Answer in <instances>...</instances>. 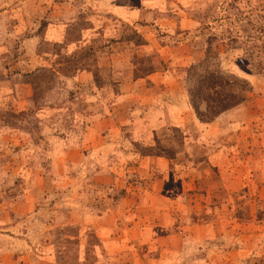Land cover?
I'll list each match as a JSON object with an SVG mask.
<instances>
[{
    "label": "rangeland",
    "instance_id": "obj_1",
    "mask_svg": "<svg viewBox=\"0 0 264 264\" xmlns=\"http://www.w3.org/2000/svg\"><path fill=\"white\" fill-rule=\"evenodd\" d=\"M116 1L138 8V18L122 20L104 0L97 13L89 12L95 0H0V253L14 251L21 264H30V247L22 239H30L26 190L31 183L24 169L57 173L65 133L73 131L71 139L84 143L85 126L76 128L73 119L90 114L94 95L101 143L111 126L127 127L129 109L142 103L144 119L155 129L133 135L132 145L173 161L162 190L178 208V222L188 221L197 239L190 264H264V0ZM204 58L250 85L246 100L216 122L210 136L187 118L166 124L175 115L173 106L161 95L163 87L147 78L164 71L176 79L177 95L186 93L178 68ZM135 78L139 84L131 83ZM103 101L112 113L101 107ZM123 136H114L120 146ZM91 141L90 136L85 143ZM204 159L207 163L194 167ZM103 165L70 169L81 171L85 180L84 203L99 209L106 208L109 195L126 194ZM186 173L193 178L189 185ZM47 184L39 195L49 190L47 201L58 209L63 181ZM58 185L62 193L55 191ZM38 217L53 220L31 228L32 237L41 240L32 247L35 254L54 255L52 264H80L75 262L78 228L63 226V214ZM82 230V262L109 264L92 230Z\"/></svg>",
    "mask_w": 264,
    "mask_h": 264
},
{
    "label": "crops",
    "instance_id": "obj_2",
    "mask_svg": "<svg viewBox=\"0 0 264 264\" xmlns=\"http://www.w3.org/2000/svg\"><path fill=\"white\" fill-rule=\"evenodd\" d=\"M104 4H106V8L110 9L112 14L118 15L124 21H129L136 14H139L138 8L120 4L117 1L115 2V0H104ZM102 5L101 0H95L93 5L91 3L92 10H89V12L97 13V10H100ZM140 17H142V14H140ZM135 18L137 19L138 17ZM64 20H67V17H63ZM136 25L137 27H141L140 23ZM182 65H186V63ZM159 73L158 77H155L157 75L151 72L147 75V78L154 86L163 87L161 95L166 94L165 97L170 102L169 104L173 106L172 110H174L175 115L170 114V117L164 120V122L167 124L169 121L170 124L175 125L179 124L182 118H187L197 126L204 136L214 134V124L225 118L224 116H226L225 114L228 111L217 116L212 122L204 123L198 121L193 109L189 105L187 94L182 92L180 95H177L178 91L173 87L176 84L174 82L176 79H172L164 71ZM135 79L131 83L139 84L141 79ZM88 82V84H92L90 81ZM119 85H124V83H119ZM94 100L96 99H94L93 95L90 100L92 101L90 104V114L73 119V125L76 128H83L85 126L83 130L85 132L84 143L71 139V135L74 134L73 131H67L65 136H63V159L60 157V160H63V166L62 164L59 165L57 173L51 175V171L46 169V167H41L40 170H38L37 166H34L33 169L31 167L24 169L26 176L29 177L28 182L30 180V185L33 184V187L29 185L26 190V209L29 212L27 219L29 232L27 233V237L30 239L26 241L25 238H22L30 247L29 263L49 264L51 261L52 264V261L54 262L55 260L54 255L51 254L50 256L48 253L37 256L32 248L36 244L38 245L41 240L40 236L32 237L31 228L36 225L46 227L52 224V218H46L45 221L39 219L38 216L45 214H53L55 216L63 214V226L69 225L78 228L79 239L75 255L76 263L85 264L82 262L85 257L83 256L85 255V252H83L84 243L80 239V236L83 234L82 229L92 230L98 243L105 248L109 264L192 263L191 257H195V253L192 252L191 244H194L197 239L195 235L189 233L190 225L188 221L187 223L178 222L174 216L175 214L178 215V208L170 200L171 195L165 193L164 189L162 190V185L167 183L169 162H173L172 159H167L158 154H142L134 150L135 148L132 145V141L135 140L132 137L133 135H147L150 132L153 134L155 129L154 126L149 127L147 121H145L148 119H144L146 113L140 108V104L142 103L138 102L139 105H134L133 108L129 109V124L127 127L116 124L111 126L108 129L107 136L101 143L98 140L101 134L96 129L98 127H95V125L99 124L100 115L97 111L96 114L94 112V108H97V102ZM101 107H104L106 110L107 107L104 101ZM107 110L109 111L110 108H107ZM110 113L112 112L109 111ZM171 118H173V121ZM84 120L85 122H83ZM120 133L124 135L122 147L119 140L114 138L116 134ZM87 134L89 135L86 136ZM90 136L92 137V141L86 144L85 141ZM204 161L207 163L208 160H199L194 164V167L204 163ZM209 161L211 162V159ZM82 164H98L99 167L100 164H105L103 166L109 167L114 174V176L112 174L110 176L114 179L115 183L113 184L117 186V182L120 181V188L124 189L122 193L126 194L121 196L109 195L107 197L109 202L106 208L99 209L93 204L86 205L84 203L86 194L83 185L85 180H83L81 171L75 170V174L70 171L71 168L81 166ZM61 167L64 168V171ZM0 170H2L1 166ZM128 173L133 174V181L128 180V178L126 179L129 176L126 175ZM2 175L3 173L0 171V176ZM184 176H186L188 185L190 182H193V178L188 173ZM186 179L182 178V181ZM48 181L58 184L63 181V204L58 209L56 208L57 203L53 204L51 201H47L49 197L46 193H51L49 190H46L44 195H39L43 187L45 189L48 187ZM60 186L58 185L55 189L56 192L58 191L57 193H62L60 192L62 191V187ZM15 197L18 198L17 196ZM42 199L45 200L46 205H43ZM11 238L14 239L13 237ZM15 239L20 240L21 238L16 237ZM179 239L181 240V246L178 243ZM219 244L221 247L224 246L222 241ZM225 244H227V241ZM135 246L140 247V252L135 250ZM221 250L223 249L221 248ZM11 252L6 257L3 256V253H0V264H21L20 256L15 252ZM199 259L206 261V259L201 257Z\"/></svg>",
    "mask_w": 264,
    "mask_h": 264
},
{
    "label": "trees",
    "instance_id": "obj_3",
    "mask_svg": "<svg viewBox=\"0 0 264 264\" xmlns=\"http://www.w3.org/2000/svg\"><path fill=\"white\" fill-rule=\"evenodd\" d=\"M205 58L197 63L180 66L178 71L182 79L187 81V99L196 118L208 123L242 104L250 91V85L247 80L221 70L218 65L206 63Z\"/></svg>",
    "mask_w": 264,
    "mask_h": 264
}]
</instances>
